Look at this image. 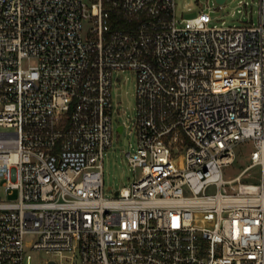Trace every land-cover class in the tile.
<instances>
[{
	"label": "built area",
	"instance_id": "obj_1",
	"mask_svg": "<svg viewBox=\"0 0 264 264\" xmlns=\"http://www.w3.org/2000/svg\"><path fill=\"white\" fill-rule=\"evenodd\" d=\"M176 7L0 0V264H40L31 251L54 255L46 264L66 252L82 264H264V0L240 26ZM126 69L136 174L107 198L113 79ZM246 141L248 164L226 179ZM254 169L259 181H245Z\"/></svg>",
	"mask_w": 264,
	"mask_h": 264
},
{
	"label": "rangeland",
	"instance_id": "obj_2",
	"mask_svg": "<svg viewBox=\"0 0 264 264\" xmlns=\"http://www.w3.org/2000/svg\"><path fill=\"white\" fill-rule=\"evenodd\" d=\"M92 1V0H90ZM240 1L243 4H240ZM177 17L191 18L196 16L201 10L210 11L216 17L215 23L218 26H240L257 22L258 19V0H227L223 8H219L216 0H176ZM210 6V8H209ZM211 8H216L211 10ZM239 9H241L239 11ZM94 24L84 22V32H88ZM35 64L33 60L30 62ZM23 65L27 67L29 62L24 60ZM137 78L135 72L129 69L115 72L112 86V98L114 103L113 110V142L105 150L103 157V179L104 193L107 198H115V192L124 186H129L135 179V170L131 165L128 152L136 149L137 135L135 132V120L137 118V99H136ZM125 125L123 131L118 127ZM252 149L249 141L241 142L237 145V160L234 164L224 168V177L231 179L236 177L248 164V155ZM254 178L245 181L258 182L260 179L259 169L252 170ZM213 189H210L212 192ZM27 242L36 241V237L30 235ZM30 249V245H26ZM36 261L46 264V260L54 255L45 251H31ZM72 252H66L65 256H55L57 264H82L79 258L73 259Z\"/></svg>",
	"mask_w": 264,
	"mask_h": 264
},
{
	"label": "trees",
	"instance_id": "obj_3",
	"mask_svg": "<svg viewBox=\"0 0 264 264\" xmlns=\"http://www.w3.org/2000/svg\"><path fill=\"white\" fill-rule=\"evenodd\" d=\"M107 21L108 23L112 24L113 28H120L125 26L124 22L122 21V19H120L116 12H111L110 17Z\"/></svg>",
	"mask_w": 264,
	"mask_h": 264
},
{
	"label": "water",
	"instance_id": "obj_4",
	"mask_svg": "<svg viewBox=\"0 0 264 264\" xmlns=\"http://www.w3.org/2000/svg\"><path fill=\"white\" fill-rule=\"evenodd\" d=\"M217 1L223 3L225 0H217ZM122 129H123V128H122V125L118 127V130H119V131H122Z\"/></svg>",
	"mask_w": 264,
	"mask_h": 264
}]
</instances>
